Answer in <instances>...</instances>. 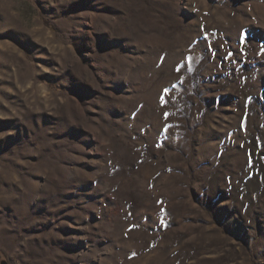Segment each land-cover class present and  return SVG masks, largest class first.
<instances>
[{
  "label": "rangeland",
  "instance_id": "rangeland-1",
  "mask_svg": "<svg viewBox=\"0 0 264 264\" xmlns=\"http://www.w3.org/2000/svg\"><path fill=\"white\" fill-rule=\"evenodd\" d=\"M0 264H264V0H0Z\"/></svg>",
  "mask_w": 264,
  "mask_h": 264
},
{
  "label": "snow or ice",
  "instance_id": "snow-or-ice-1",
  "mask_svg": "<svg viewBox=\"0 0 264 264\" xmlns=\"http://www.w3.org/2000/svg\"><path fill=\"white\" fill-rule=\"evenodd\" d=\"M177 70H179V69H177ZM164 115H165V118H167V116H168L169 114H168V113H165Z\"/></svg>",
  "mask_w": 264,
  "mask_h": 264
}]
</instances>
